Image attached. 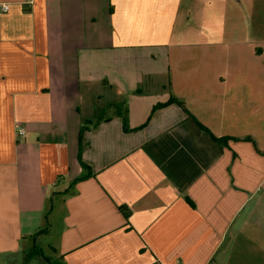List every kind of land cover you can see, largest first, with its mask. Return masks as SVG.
I'll return each mask as SVG.
<instances>
[{
    "label": "crops",
    "instance_id": "0c3cea01",
    "mask_svg": "<svg viewBox=\"0 0 264 264\" xmlns=\"http://www.w3.org/2000/svg\"><path fill=\"white\" fill-rule=\"evenodd\" d=\"M263 152L264 0H0V264H264Z\"/></svg>",
    "mask_w": 264,
    "mask_h": 264
},
{
    "label": "trees",
    "instance_id": "16d2710c",
    "mask_svg": "<svg viewBox=\"0 0 264 264\" xmlns=\"http://www.w3.org/2000/svg\"><path fill=\"white\" fill-rule=\"evenodd\" d=\"M171 104H175L177 106H179L185 113H187V111L185 110L184 106H183V103L181 101H179L178 99L174 98V97H171L169 99V101L167 103H164V104H158L156 105L155 107H153V112L159 108H162V107H165V106H168V105H171ZM117 110L118 112L116 113L120 118H121V121H122V130L123 132H131V129H129L128 127V124H127V118H126V110L123 109L122 110V107L121 106H117ZM122 110V112H120ZM120 112V113H119ZM187 115L189 117H191V115H189L187 113ZM192 118V117H191ZM103 121V119H97L93 124H92V127L95 128L96 126H98V124ZM196 122V121H195ZM196 124L198 125V127L207 132L212 141L221 145V146H226L227 145V142L229 140V138H226V137H215L213 135H211L202 125H200L198 122H196ZM85 130L84 127L81 128V133ZM264 154V152H263ZM78 161H79V164L81 165V168L83 171H87V173L81 177H79L76 181H80V180H83V179H86L88 177H90L92 175L91 173V169L82 162L81 160V157H80V153H78ZM46 232V230H38L36 232V235H40L42 233ZM28 256H31V257H40L41 256V251H39V249H37L36 247V242L33 244V246L31 247V249L28 251Z\"/></svg>",
    "mask_w": 264,
    "mask_h": 264
},
{
    "label": "rangeland",
    "instance_id": "374dc122",
    "mask_svg": "<svg viewBox=\"0 0 264 264\" xmlns=\"http://www.w3.org/2000/svg\"><path fill=\"white\" fill-rule=\"evenodd\" d=\"M114 112V110L112 111V113ZM105 114V116L110 115L111 112H109V110H103V115ZM18 132V130H17ZM18 135V134H17ZM22 137V136H20ZM44 229V228H43ZM49 229V227H48ZM55 227H51V234L48 236H41L39 237V239L36 241V247L37 249H39V251H41L42 257H31L28 256L29 254H25L24 256H22L21 259H12V261L14 262V264H55L53 262V255L52 253H50L49 251V247L50 244H52L51 238L54 239V234L56 232ZM47 259L46 262L43 261V259Z\"/></svg>",
    "mask_w": 264,
    "mask_h": 264
},
{
    "label": "built area",
    "instance_id": "2783aa9c",
    "mask_svg": "<svg viewBox=\"0 0 264 264\" xmlns=\"http://www.w3.org/2000/svg\"><path fill=\"white\" fill-rule=\"evenodd\" d=\"M2 10L6 11L7 10V6L3 5L2 6ZM17 133H18L19 136H22L24 134V130L23 129H19Z\"/></svg>",
    "mask_w": 264,
    "mask_h": 264
}]
</instances>
